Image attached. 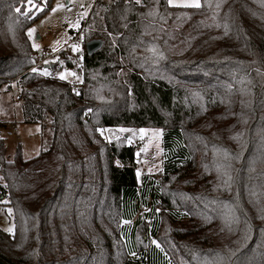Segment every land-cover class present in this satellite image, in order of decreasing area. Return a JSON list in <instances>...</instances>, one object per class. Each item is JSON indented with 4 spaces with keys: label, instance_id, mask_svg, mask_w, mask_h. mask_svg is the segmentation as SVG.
<instances>
[{
    "label": "trees",
    "instance_id": "16d2710c",
    "mask_svg": "<svg viewBox=\"0 0 264 264\" xmlns=\"http://www.w3.org/2000/svg\"><path fill=\"white\" fill-rule=\"evenodd\" d=\"M201 3L94 0L81 52H59L82 69L70 84L26 73L37 61L26 31L43 13L26 19L14 11L21 0H0V88L15 84L22 121L50 132L30 159L17 149L5 160L0 140V200H10L15 224L14 238L0 229L2 264H213L218 254L224 264H264V0H225L215 20L216 0ZM225 22L227 35L215 26ZM98 126L163 129L162 179L139 182L135 146L105 140ZM218 167L230 187L216 181ZM224 205L239 217L229 243L205 225Z\"/></svg>",
    "mask_w": 264,
    "mask_h": 264
},
{
    "label": "rangeland",
    "instance_id": "374dc122",
    "mask_svg": "<svg viewBox=\"0 0 264 264\" xmlns=\"http://www.w3.org/2000/svg\"><path fill=\"white\" fill-rule=\"evenodd\" d=\"M59 2L67 4L68 8L71 9V11H68L67 9H59L56 13H51L50 8L48 11L38 17L34 22H32L28 28H36V34L39 37V39H36V42L41 45V48L43 46H47L49 49H51L53 46H56L58 50L64 49L68 55H74L76 53L72 52L70 47V45L73 43L67 46L65 45L70 41L72 35L77 30L68 28V22H74L78 18L77 13L83 11V9L79 7L80 3L85 4V6L91 5L92 7L93 0H75L74 4L69 3V0H59ZM56 3L57 0H53L52 7L55 6ZM91 7L89 8V11ZM69 37L71 38L69 39ZM55 41H59L60 43L54 45ZM65 41H67V43H65ZM61 70H65L64 62L60 66V68L56 69V72ZM65 81L77 83L76 81L78 80L75 77H68V79H66ZM5 89V85L1 86L0 88V140H2V142L4 143V159L7 161H13L17 149H19L23 159H30L37 155V151H40L41 149H44L48 146L50 141V132H48V130H42L40 128V125L37 123L23 122L21 105L18 98V91L16 86L9 89L7 87V90ZM37 126H39L40 128L39 132L36 131ZM119 127L130 129H160L155 127L132 126H108L105 128L115 129ZM128 135H130V133H124L121 137H125ZM150 138L151 133L146 135L144 141H141L138 136L133 138L132 144L135 146L136 153L141 147H143L145 144H148V152L141 153L140 157L136 156V171L138 168L141 171L139 179L137 178L139 182L144 176L154 178L156 181L162 179V172L156 171L154 167V165H156L162 168V152L160 154H157V149L155 146L156 142L153 141L149 144ZM112 140H115V138H113ZM159 147L162 150L161 139L159 141ZM150 167L153 168L152 173L148 172V169ZM221 173L222 171L218 172L217 168L215 169V179L219 184H223L224 179H226V177L222 176ZM0 176L3 177L2 173H0ZM4 181V179L0 181V185H3ZM7 207H9L8 204H0V229L2 231L4 228L8 227L10 223L13 222V217H8L6 212L4 211V209H6ZM224 210L225 209L223 207L222 211ZM219 213L213 224H205L207 227L206 230L214 239L220 240L222 243H229L234 233L236 232V229L233 225L232 230L229 231L225 226L223 220L221 219ZM92 220V217H89L88 222L92 224ZM167 225L171 226V224ZM173 227H177V225L173 224ZM103 230H105L106 233L110 232L109 226L106 225H103ZM143 235L145 239L150 242V239L146 238V234L144 232Z\"/></svg>",
    "mask_w": 264,
    "mask_h": 264
},
{
    "label": "snow or ice",
    "instance_id": "6c2138e0",
    "mask_svg": "<svg viewBox=\"0 0 264 264\" xmlns=\"http://www.w3.org/2000/svg\"><path fill=\"white\" fill-rule=\"evenodd\" d=\"M125 2L127 3L128 0H125ZM135 4L140 5L142 3V0H134ZM158 2V0H157ZM225 2V0H216V3L214 5L215 8V13L213 16V20H215L216 16L219 14V9L222 7L223 3ZM69 3H75V0H69ZM167 6L169 8H184V9H196L199 10L202 7V3L201 0H166ZM49 4V0H39V2H37V0H21V6L20 7H16L14 9V11L25 17L26 19H35L37 14L39 13H43L45 11V9L48 7ZM208 6L211 8L213 7V5L211 3H208ZM79 7L81 9H83V11L78 12L77 16L78 18L74 21V22H68V28L70 29H74V30H80L81 28V20H83L84 18H86L89 15V8L91 7V5L85 6V4L80 3ZM59 9H67L68 11H71V9L68 8V5L65 3H60L59 0H57V3L55 4V6L51 7L50 12L51 13H56ZM153 12H149V15H152ZM207 27H212L213 25H206ZM216 27H221L223 26L225 29V35L228 34L229 32V25L227 24V22H225L223 25H221L220 23H216L215 24ZM12 30V26L9 25V31ZM37 30L35 27L32 28H28L26 31V37L28 39V41L31 42V47L34 51H39L41 49V45L39 43L36 42V39L38 38L37 36ZM71 37H69L70 39ZM80 39H83V35H81ZM59 41H55V44H59ZM65 43H67V41H65ZM71 47V51L74 53H80L81 52V46L79 43H73L70 45ZM148 52L152 53V58H154L155 60H162L164 59V54L162 52H159L157 50V48L155 46H151L148 49ZM52 53H56L58 51V48L56 46H53L51 48ZM31 63L33 65H35V60L32 59ZM49 63H58V64H63V61L59 60V57H55L52 61L49 60H45L44 61V65H48ZM30 73L34 74V75H39L42 77H51L52 76V72L50 71V69L48 67H37V66H33L30 68ZM259 71V70H257ZM68 77H75L77 80L80 79V77L77 75V73L75 71H70V70H61L56 72V78H58L61 81H64L66 79H68ZM244 79L241 78L239 83H243ZM11 87H15V84L11 85ZM225 87L231 91L233 85L231 83L225 85ZM7 90V87L6 89ZM73 92L77 95H79V93L73 89ZM129 96L132 95L131 89H129L128 92ZM193 102H199L203 100V96L199 93V92H194L193 94ZM93 109L89 108L86 110V112L90 113L92 112ZM36 131L39 132L40 128L39 126H37ZM95 132L98 133L101 137H103L105 140H108L109 142H111V140L113 138L120 140L121 136L124 133H130V135L125 136L124 139L128 144H132L133 143V138L138 136L139 139L141 141L145 140L146 135H148L149 133H151V138L149 140V144L152 143L153 141H155V146L157 149V154H160L162 152V150L159 147V141L163 135V129H145V128H140V129H130V128H125V127H119V128H105V127H101L98 126L95 128ZM148 152V144H145L143 147H141L139 149V151L136 153L137 157H140L141 153H147ZM37 155H39V151H37L36 153ZM224 157L225 159L228 158V154L225 151L224 152ZM62 158V157H61ZM11 163V162H10ZM117 166L119 165V162L117 161ZM155 170L156 171H163V169L159 166L154 165ZM217 171L220 172L221 169L220 167L217 168ZM149 173L153 172V168L150 167L148 169ZM136 175L137 178L139 179L140 175H141V171L138 168L136 171ZM222 176L226 177V179H224L223 184L225 187H230V182H231V176L229 175L228 171H227V167H225V170L221 173ZM4 179V177L0 176V181H2ZM3 187H8V185L5 183L3 184ZM10 200L8 199H3L0 200V204H9ZM211 203H215V201H212ZM205 207H207V205H205ZM224 211H221L219 213L221 219L223 220L225 226L228 228L229 231L232 230L233 225H236L239 223V217L235 214L236 209L228 206V205H224ZM4 211L6 212L8 217H13V208L12 207H7L6 209H4ZM157 213L160 211L159 209L156 210ZM204 219L208 220L209 222H211V220L213 219L212 216L209 215H204ZM131 223L130 221H126V220H121L120 221V225H124V224H129ZM3 231H5L9 236L13 237L15 236V224H14V218H13V222L9 224L8 227L4 228ZM122 239H124V237H121ZM150 244L155 246V248L159 249L161 252L165 253V256L167 257V253L165 252V249L162 247L161 243L156 240V239H150ZM147 247V245L145 246ZM129 255L135 257L136 256V252L132 251L129 253ZM232 255L234 256L235 253H232ZM224 257L221 255H217L215 261L213 262V264H224ZM169 264H171V260L169 259Z\"/></svg>",
    "mask_w": 264,
    "mask_h": 264
},
{
    "label": "built area",
    "instance_id": "2783aa9c",
    "mask_svg": "<svg viewBox=\"0 0 264 264\" xmlns=\"http://www.w3.org/2000/svg\"><path fill=\"white\" fill-rule=\"evenodd\" d=\"M87 20H88V16L81 21L80 30H77L72 35V38L70 39V41L65 46H67L71 43H79L81 46L84 44V39L81 40L80 37L84 33ZM60 50H62V49H60ZM60 50H58L56 53H52L51 49H49L47 46H43L39 51H35V56L37 57V61H36L35 65H33V66H37V67H45L46 66V67L50 68V71L52 72V76L49 78H56V69L54 68L55 63H49L48 65H44V61L45 60L52 61V59L55 56H59ZM30 68L26 70V73H30V71H29ZM65 69L70 70V71H75L77 73V75H79V76L82 73V69L78 65L70 66V65L65 64ZM84 118H88V113L84 114Z\"/></svg>",
    "mask_w": 264,
    "mask_h": 264
},
{
    "label": "water",
    "instance_id": "95a60500",
    "mask_svg": "<svg viewBox=\"0 0 264 264\" xmlns=\"http://www.w3.org/2000/svg\"><path fill=\"white\" fill-rule=\"evenodd\" d=\"M100 46H101V40H99V39L90 40V41L86 42V44H85V48H86V51L88 54H91L92 52L97 50Z\"/></svg>",
    "mask_w": 264,
    "mask_h": 264
},
{
    "label": "crops",
    "instance_id": "0c3cea01",
    "mask_svg": "<svg viewBox=\"0 0 264 264\" xmlns=\"http://www.w3.org/2000/svg\"><path fill=\"white\" fill-rule=\"evenodd\" d=\"M38 39H39V37H38Z\"/></svg>",
    "mask_w": 264,
    "mask_h": 264
}]
</instances>
